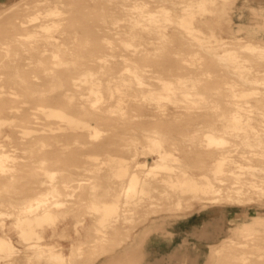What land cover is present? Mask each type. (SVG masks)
<instances>
[{"label":"bare ground","instance_id":"1","mask_svg":"<svg viewBox=\"0 0 264 264\" xmlns=\"http://www.w3.org/2000/svg\"><path fill=\"white\" fill-rule=\"evenodd\" d=\"M8 1L0 0V4L4 5ZM90 1L95 2L96 0ZM106 1L109 3V8L112 9V17L110 19L104 18L102 25L108 27V31H113L116 34L146 41L142 50L122 55L121 60L125 63V69L128 73L124 74L123 71H116V68H112L111 76L116 77L107 82L106 91L95 87L99 85V82L96 81L98 80L97 75L87 68L86 62L78 63L77 60H74L80 56L75 51V40L78 37V32L73 26L76 21L72 20L71 17H61L62 13L71 12L75 9L72 4L68 3L67 8H63L60 0H16L0 8V24L15 29L20 27V20L16 21V18H19L18 15L22 11H31L28 14V22L30 23L26 26L27 34L25 38H32L36 43L30 44L26 50L35 58L37 68L44 74L42 76L44 79L55 80L60 79L61 75H66L70 76L73 86L78 85L77 80H88L90 82L87 87L89 95L87 94V97L84 98L78 97L76 104H70L68 108L51 104H37L35 110L40 113V115H37L35 111L30 109L14 113L8 109L10 107L7 105L0 106L1 139L12 137L13 127L20 125L16 122H36L34 121L35 118L56 121V125L54 122L52 124L47 123L48 128H43V130L35 127L19 129L23 137L30 135L33 138L31 139L33 144L42 146L48 143L45 134L42 133L43 131H49L48 137L54 139L56 144H65L60 140H55L57 137L52 134L55 129L59 128L70 129L71 133L68 136H74L75 142L79 141L77 138L81 132L87 133L91 140L97 139L102 130L93 122V119L100 120V112L107 113V116L112 112L124 114L127 112L126 108L142 106L148 110L139 114L138 117L153 118L158 116L167 119L182 116L181 111H168L165 108L170 104L175 107L179 106V93L183 95L193 94L194 91L198 93L197 87L201 82L200 80H202L200 76L206 75L207 70L202 67L187 70L185 66L180 64L182 62L178 63L176 61H167L162 64L151 62L150 65H153V68L148 70L143 65H150L142 63L144 61L150 62V59L159 55L163 47L161 43L169 38L167 32L169 25L176 26L180 35L187 40L184 47L193 52L192 56L202 58L206 55L216 60L218 64L223 65V72L230 75L229 77H232L233 81L238 84L249 85L257 82L256 76L246 74V71L253 65L245 64L240 55L237 54V49H222L220 45L224 42V37L218 36L214 32L205 34L197 26L199 22L204 21V17L207 15H215L219 19L224 17L226 15V4L229 0H153L159 3L158 9L155 11L144 9L149 0ZM247 3H249L248 0H243L242 5H247ZM249 6L252 7H249L251 11L253 9L255 12L261 11L264 13V5L261 3ZM101 7L104 8L105 6ZM237 9L239 11L241 8ZM34 10L37 12L32 13ZM117 13L122 14L125 17L124 19L127 20L128 24L125 27H128V30L124 28L115 29L114 26L113 29L110 27V25L116 24ZM238 15L241 17L242 12ZM226 19L229 22L231 21L230 17ZM63 22L64 26L59 29V25ZM245 25V22H241L236 26L233 25L234 30L227 31L229 33L228 37L245 39L246 41L240 44V48L247 50L253 58L264 61V44L257 45L241 35ZM135 28L141 31L134 32ZM56 33L59 35L57 36ZM150 34L155 35L149 36ZM156 39L158 40L156 41ZM130 41V39L121 38V42L126 46L131 45ZM182 51H173L172 55L180 58V61H187ZM13 54L14 58L11 59L13 70L11 68L8 77H12L11 74L16 75L14 77H20L21 79L16 83L20 86L29 87L31 93L35 95L34 83L27 75H22L27 69L20 63L19 54L17 52ZM91 56L96 59L99 58L107 65V61H110L109 55L104 52ZM48 62L59 68L57 70L49 69ZM69 65H76L77 67ZM79 65L82 66L78 68ZM160 65L161 68H159ZM148 71L156 79L154 83L146 81ZM73 72L83 74V77L71 75ZM232 86L234 87L235 84L233 83L228 91H232L233 95L231 96H234L235 89ZM105 94L107 98L103 99ZM249 94H256L254 100L247 101L251 103L252 109L243 110L242 104L232 99L225 100V105L233 108L227 114L218 116L221 117V131L228 134V136H213L210 132H204L203 139L199 143L200 146L195 147L200 153L214 156L211 167H208L210 173L207 171L198 173L190 171L189 165L183 163V160L174 151L178 149L179 144L175 145L173 150H167L163 148V144L157 139H152L157 145L156 149L146 147L147 153L150 150L153 152L154 157L152 160L149 161L145 157L144 160L137 162L139 167H143L145 171L143 174L135 169H130L133 158L129 160L123 156L112 154L111 157L116 163L109 167L114 178L112 180V191L108 195L110 198L102 196L97 199V193L90 190L91 206L88 212L96 217L98 234L104 236L108 233V228L121 219L122 221H131L132 215L127 214L126 210H130L132 205H139L148 200L155 207H157L160 200H168L169 204H185L187 207L197 202L200 204V209L215 207L219 204L238 206L250 204L256 200L260 202L261 198H264V129L255 125L254 122H259L261 125L264 123V91L251 90L242 93L241 96ZM65 95H68V93H65ZM93 97H96V99H92ZM214 103L219 104L218 101ZM74 108L82 110L83 114L88 115L89 119L77 116L71 111ZM8 112L11 115L6 117L4 114ZM111 116L109 115L106 119L108 120ZM110 120L114 119L110 118ZM5 127H8V129ZM1 139L0 177L11 180L14 175L13 171L17 169V164H9L15 157L2 149ZM227 142L230 147L224 145ZM82 144L86 143L82 142ZM232 146L234 148H231ZM190 148L193 149L192 146ZM39 149L41 150V148ZM95 155L90 154V156ZM30 159L33 164H44L46 161L44 157L37 160L32 156ZM95 159H98V156ZM105 169L103 161L99 164H91L86 168L89 172ZM53 175L51 173L49 179L44 178L42 180L41 183L46 185L45 188L38 190L34 195L24 200H19L16 204L0 200L1 228L4 231L6 225L4 220L11 219V228L15 229L19 238L26 243L24 246L26 264H67L70 259V255L63 253L60 250L61 248L58 249L56 243L43 242L45 239L44 230L46 226L52 227V234H56L54 227L65 216L69 205L74 203L72 199L84 200L85 198L78 195L79 183H77V186L72 185V188L68 190L71 185L68 182H57L55 178H52ZM158 182L166 185V188L160 190L159 199L156 201L151 197L147 186H152L154 191L158 190L155 185ZM60 184L65 186L64 190L59 188ZM222 191H224L223 195L220 194ZM233 193H241L242 195L233 196ZM224 218L228 221L230 217H227V214L224 213ZM210 219L197 227L198 229L195 232L198 236L205 238L209 234H216L218 237L213 241L221 243V247L236 246L240 243L229 235L233 232L229 224L226 225L225 230H222L217 221H212L211 217ZM232 219L242 223L241 226H237V224L235 226V230L239 235L248 236V232L264 233V214L262 213L253 214V217L251 215L246 218L235 217ZM248 224H255L256 227L254 229L246 228ZM224 235L229 236L222 240ZM12 238L6 233L0 234V262H5L4 264H15L17 262L15 256L20 252V248L15 245ZM256 239L257 237L254 236L250 238L254 241ZM183 248L177 247V249L166 253L167 256L158 258L157 264H184L185 258L182 261H173V256L180 257V259L186 257L187 253L179 251ZM213 249L216 250L215 253L219 252L217 247ZM260 249H264V246ZM30 251L31 253H29ZM256 257L257 259L264 258V252L257 253ZM164 258L168 260H163ZM239 258L243 264L251 259L248 258L245 252ZM123 261L126 263L128 260ZM208 261V258H205L204 264H207ZM214 264L217 263L214 262Z\"/></svg>","mask_w":264,"mask_h":264},{"label":"rangeland","instance_id":"2","mask_svg":"<svg viewBox=\"0 0 264 264\" xmlns=\"http://www.w3.org/2000/svg\"><path fill=\"white\" fill-rule=\"evenodd\" d=\"M11 1L16 0H9L7 3L9 4ZM60 1L63 8H67L68 3L75 7L71 12L61 14V17H71L72 20L76 21L73 26L78 32V37L75 40V51L80 56L74 60H77L78 63L86 62L87 68L97 75L98 80L96 81L99 82V85L95 87L106 91L107 82L116 77L111 76L112 68H116V71H123L124 74L128 73L125 69V63L121 60L122 55L142 50L146 41L116 34L113 31H108V27L102 25L104 18L110 19L112 17V9L109 8V3L106 0H96L95 2L90 0ZM248 2L247 5H242L243 0H229L226 4V15L224 17L219 19L215 15H207L204 17V21L199 22L197 26L205 34L214 32L216 35L224 37L225 40L220 45L222 49H237V54L240 55L242 61L245 64L253 65L246 71V74L256 76V83L238 84L233 81L232 77H229L230 75L223 72V65L218 64L216 60L206 55L202 58L192 56L193 52L184 47L187 40L180 35L176 26L169 25L167 27L169 38L161 43L163 47L159 55L150 59V62L144 61L142 63L150 65L151 62L162 64L167 61H176L178 63L182 62L180 64L185 66L187 70H195L198 67L207 70L206 75L200 76L202 80H200L201 82L197 87L198 93H195L194 90L195 94L183 95L179 93V106L175 107L170 104L165 108L168 111H181L182 116L167 119L158 116L153 117L155 119L138 117L139 114L146 112L148 109L142 106H133L126 108L127 112L124 114L119 112L110 113L109 115H112L110 118L114 120H110V118L107 120L106 117L109 115L100 112V120L93 119V122L102 130V133L94 140H91L87 133L81 132L77 138L79 141L75 142L74 136H68L71 133L70 129L59 128L55 129L52 134L57 137L55 140H60L65 143L64 145H58L54 142V139L49 138V131L42 132L45 134L48 143L42 146L33 144L31 142L33 138L30 135L23 137L19 129L35 127L43 130V128H48L47 123L52 124L54 122L56 125L55 120L47 121L42 118H35L34 121L36 122L31 123L16 122L20 125L13 127L12 137L10 139L0 138L3 143L2 149L15 157L9 164H17V169L13 171L14 175L11 180L0 177V200L16 204L19 200L34 195L38 190L46 187L41 182L44 178L49 179L51 173L54 174L52 178H55L57 182H68L71 185L68 190L72 188V185L77 186V183L80 184L78 185V195L85 199H72L74 203L69 205L65 216L54 227L56 234H52V227L46 226L44 230L45 239L43 242H54L58 249L61 248L60 250L63 253L70 255L67 264H157L158 258L167 256L166 253L177 249V247H184L179 251H184L187 255L181 257V259L173 256V261H182L185 258L184 264H204L205 258L209 260L207 264H214V262L217 264H243L239 258L243 252L248 255V258H251L246 264H264V258L257 259L256 257L257 253L264 252V249H260L264 246V233L248 232V236L239 235L235 230V226L236 224L241 226L242 223L232 219L235 217L246 218L251 215L253 217V214L257 213L264 214V198H261L260 202H258L259 200L252 202L253 204L238 206L219 204L206 209H200V204L197 202L187 207L185 204H169L168 200H160L157 207H155L148 200L139 205H132L130 210H126L127 214L132 215L131 221H122V219L117 221L108 228V233L104 236L98 234L96 217L88 212L91 206L90 190L97 193V199L102 196L110 198L108 195L112 191V180L114 178L109 167L116 163L111 155L123 156L129 160L133 158L130 169H135L143 174L145 171L143 167L137 165V162L144 160L145 157L151 161L154 157L151 150L148 153L146 152V147H151L153 150L157 148L152 139L161 141L163 148L167 150H173L174 146L179 144L178 149L174 151L180 156L183 163L189 165L190 171L197 173L207 171L210 173L208 167H211L214 156L200 153L199 150L195 149V147L200 146L199 143L203 139V133L210 132L213 136H228V134L221 131L222 122L220 121L221 117L218 116L227 114L233 108L225 105V100L232 99L242 104L243 110H248L253 107L247 101L254 100L256 94L244 96H241V94L251 90L264 91V61L253 58L247 50L240 48V44L246 41L245 39L228 37V32L233 31L234 26L245 22L246 25L241 35L257 45L264 44V13L261 11L255 12L253 9L254 12H252L249 8L251 4L261 3L264 5V0H248ZM6 4H0V8L5 7ZM158 5L159 3L149 0L144 9L155 11L158 9ZM101 6L105 7L102 8ZM236 7L241 9L238 11ZM30 12V10L22 11L18 15L19 18H16V21L20 20L18 29L0 24V106L7 105L10 107L8 109L14 113L30 109L40 115L35 110L37 104H51L68 108L70 104H76L78 97H87V87L90 82L88 80H77L78 85L73 86L70 76L61 75L60 79L55 80L42 77L44 74L37 68L35 58L26 50L30 44L36 43L32 38H25L27 34L26 26L30 23L28 22ZM36 12L35 10L32 11V13ZM240 12H242L241 17L238 15ZM116 15H118L116 24L110 25V27L112 29L114 26L115 29L124 28L128 30L129 28L125 27L128 24L127 20L124 19L125 17L120 13ZM227 17L231 18L230 22L226 19ZM64 22L59 25V29L64 26ZM250 25L251 27H249ZM133 31L139 32L141 30L135 28ZM56 35L59 34L56 33ZM154 35L150 34L149 36ZM121 38L130 39L131 45L126 46L123 44ZM173 51H182L187 61H180L177 56L173 57ZM14 52L19 54L20 63L27 69L22 75H27L34 83L35 95L31 93L29 87L20 86L16 83L21 79L20 77H14L16 75L13 74L10 75L12 77H8L11 68L13 70L11 59L14 58ZM100 52L109 55L108 65L104 64L99 58L96 59L91 56ZM144 65L143 67L148 70L153 68V65ZM47 66L49 69L57 70L59 68L51 62H48ZM69 66L77 67L76 65ZM81 66L79 65L78 68ZM159 68H161V65ZM147 74L146 81L154 83L156 79L151 76V72L148 71ZM71 75L83 77V74L75 72ZM233 83L235 84L234 87L232 86L235 89V95L231 96L233 92L228 90ZM65 93H68V95H65ZM106 98L105 94L103 99ZM92 99L95 100L96 97ZM215 101H218L219 104H215ZM71 111L79 117L89 119L88 115L83 114L82 110L78 108L71 109ZM4 115L8 117L11 113L8 112ZM254 124L264 129V123L261 125V123L255 121ZM5 128L8 129V127ZM39 131L41 132V130ZM82 142L86 144H82ZM224 145L230 147L228 142ZM38 148H41L39 150L42 152ZM90 154L96 155L90 156ZM32 156L37 160L44 157L46 161L44 164H33L30 159ZM96 156H98V159H95ZM101 161L105 164V170L97 172L86 170L91 164H99ZM203 165L205 166L202 168ZM163 174L165 175V173ZM155 185L158 190L154 191L152 186L147 187L150 190L151 197L157 201L160 190L166 188V185L160 182ZM59 188L64 190L65 186L60 184ZM220 194L223 195L224 191ZM240 194L233 193L232 195L237 196ZM221 211L226 213L227 217H230L228 221ZM210 217L213 219L212 221L218 222L222 230H225L226 225L229 224L233 231L229 235L240 243L236 246L221 247V243L213 241L218 237L216 234H209L205 238L198 236L195 232L198 229L197 227L211 220ZM4 222L6 225L4 231L0 225V234L6 233L11 238L13 237V242L20 248V252L15 256L17 259L15 264H26L24 248L26 243L19 238L17 231L11 228V219L7 218ZM255 227V224L246 226V228L251 229ZM57 232L59 233L57 234ZM229 235H224L222 240ZM253 236L257 237L256 241L250 240ZM168 242L177 245L168 251L165 248ZM216 247L219 252L215 253L216 250L213 248ZM160 248L166 251H160ZM125 259L128 260L126 263L123 261ZM163 260L168 259L164 258ZM4 263L0 262V264Z\"/></svg>","mask_w":264,"mask_h":264},{"label":"crops","instance_id":"3","mask_svg":"<svg viewBox=\"0 0 264 264\" xmlns=\"http://www.w3.org/2000/svg\"><path fill=\"white\" fill-rule=\"evenodd\" d=\"M175 245H177V244H175ZM175 245H173V244H170V242H168V244L167 245H165V248H166V250H170L173 246H175ZM179 245V244H178ZM160 251H162L163 250V248H160L159 249ZM166 250H163V251H166Z\"/></svg>","mask_w":264,"mask_h":264}]
</instances>
